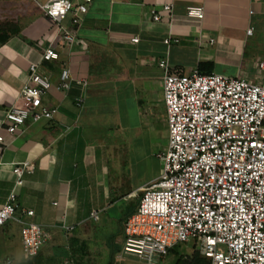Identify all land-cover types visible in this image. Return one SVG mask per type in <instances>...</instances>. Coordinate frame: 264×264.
<instances>
[{
	"label": "crops",
	"instance_id": "crops-1",
	"mask_svg": "<svg viewBox=\"0 0 264 264\" xmlns=\"http://www.w3.org/2000/svg\"><path fill=\"white\" fill-rule=\"evenodd\" d=\"M43 1L0 0V23L8 19L16 27L0 43V207L12 189L16 192L14 217L0 227L3 257H11L12 264H208L192 239L150 261L123 253L122 222L135 211L141 188L162 172L157 154L166 150L168 131L159 61L172 73L201 66L259 82L264 0H91L78 24H72L71 13L60 23L74 32L70 45L44 16L38 5ZM188 4L203 6L200 20L186 16ZM165 38L178 41L165 44ZM46 47L58 59L42 62L51 82L42 104L55 113L38 122L27 119L9 134L5 111L19 102L28 63ZM63 66L87 85L72 81L60 90ZM23 161L31 171L14 187L12 166ZM28 221L46 234L33 257L23 253L19 237L21 223Z\"/></svg>",
	"mask_w": 264,
	"mask_h": 264
},
{
	"label": "built area",
	"instance_id": "built-area-1",
	"mask_svg": "<svg viewBox=\"0 0 264 264\" xmlns=\"http://www.w3.org/2000/svg\"><path fill=\"white\" fill-rule=\"evenodd\" d=\"M91 0H45L39 3L44 16L58 26L59 40L70 45L72 29L61 27L71 13V22ZM162 9H170L163 4ZM154 20L160 15L150 10ZM188 18L200 20L203 6L188 4ZM251 34V27L246 29ZM137 42V38L131 39ZM165 44L177 38H165ZM212 41V40H210ZM58 59L51 47L38 60L28 63V81L19 92L18 103L5 111L6 131L12 134L25 120H47L55 109L42 104L50 88V77L42 62ZM259 82L218 73H172L164 69L163 101L167 122V147L157 154L162 172L141 188L135 211L122 222V251L143 261L164 256L173 245L192 239L208 264H264V61L259 62ZM72 81L81 88L84 78H74L66 66L60 68L57 87L67 90ZM83 97L76 98L80 106ZM0 134V153L2 150ZM28 161L12 166L14 187L31 171ZM16 192L12 189L0 207V227L14 217ZM27 215L32 210H26ZM91 216L98 218L97 212ZM71 230L73 226H64ZM19 237L23 253L34 256L46 234L40 224L22 222ZM5 257L3 264H12Z\"/></svg>",
	"mask_w": 264,
	"mask_h": 264
},
{
	"label": "trees",
	"instance_id": "trees-1",
	"mask_svg": "<svg viewBox=\"0 0 264 264\" xmlns=\"http://www.w3.org/2000/svg\"><path fill=\"white\" fill-rule=\"evenodd\" d=\"M15 31H16L15 26L12 27L8 21L3 22V24L0 26V43L4 42L6 40V38L9 36V33L10 34L15 33ZM200 65H203V64H200ZM199 71H200V73H206V72L208 73L209 72V70L201 69V66H200ZM31 257H33V256H31Z\"/></svg>",
	"mask_w": 264,
	"mask_h": 264
},
{
	"label": "rangeland",
	"instance_id": "rangeland-1",
	"mask_svg": "<svg viewBox=\"0 0 264 264\" xmlns=\"http://www.w3.org/2000/svg\"><path fill=\"white\" fill-rule=\"evenodd\" d=\"M7 22V21H9L8 19H5V20H3V21H1V23H0V26L3 24V22ZM153 169V167H149V172H151V170ZM189 242V240H187V243ZM186 243V244H187ZM180 245H182V244H180ZM4 254H3V252L0 250V264H3V260H4ZM160 263V262H159ZM154 264V263H153Z\"/></svg>",
	"mask_w": 264,
	"mask_h": 264
}]
</instances>
